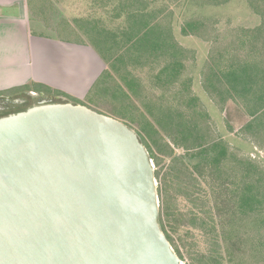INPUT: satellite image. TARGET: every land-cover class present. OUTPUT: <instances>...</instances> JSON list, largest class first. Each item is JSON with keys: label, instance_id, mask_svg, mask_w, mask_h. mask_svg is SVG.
<instances>
[{"label": "water", "instance_id": "obj_1", "mask_svg": "<svg viewBox=\"0 0 264 264\" xmlns=\"http://www.w3.org/2000/svg\"><path fill=\"white\" fill-rule=\"evenodd\" d=\"M137 134L80 104L0 118V264H182Z\"/></svg>", "mask_w": 264, "mask_h": 264}, {"label": "trees", "instance_id": "obj_2", "mask_svg": "<svg viewBox=\"0 0 264 264\" xmlns=\"http://www.w3.org/2000/svg\"><path fill=\"white\" fill-rule=\"evenodd\" d=\"M210 1L222 6L227 2ZM120 9L127 10L126 21H121L124 27L120 35L99 32L95 26L91 30L92 43L88 46L106 69L88 94L90 102L96 97H109L118 103L131 101L127 93H134L132 87L137 80L130 73L134 66L168 59L157 74V79L165 78L167 84L174 82L181 67L173 30L168 31L155 20L149 10V0H121ZM200 13L204 15L203 11ZM204 25L203 19L188 21L181 33L188 35L200 31ZM120 69H124L125 88L111 85L113 74ZM203 84L205 91L218 96L222 103L230 101L243 109L247 121L242 134L263 147L264 49L259 55L220 56L213 60ZM54 94L76 102L61 93ZM177 118L170 113L155 118L153 124L145 119L138 133L156 168L159 224L173 250L183 261L191 247L185 244L182 233L209 230L214 232L211 237L214 248L201 255L204 264H245L250 240L258 241L251 255L254 258L264 256V170L230 153L226 142L208 141L198 125ZM156 129L170 131L174 146L187 153L177 155L168 144L155 143ZM179 200L189 202L190 210L179 209Z\"/></svg>", "mask_w": 264, "mask_h": 264}, {"label": "rangeland", "instance_id": "obj_3", "mask_svg": "<svg viewBox=\"0 0 264 264\" xmlns=\"http://www.w3.org/2000/svg\"><path fill=\"white\" fill-rule=\"evenodd\" d=\"M26 1L30 34L51 42L64 41L89 48L91 46L88 45L92 43L90 37L93 26L97 27L99 32L103 30V33L120 35L124 27L121 21H126L127 10L120 9L121 0ZM149 2V10L155 20L168 31L170 28L173 30L181 65L176 79L172 84H167L165 78L157 79L159 70L168 60L162 58L157 62L152 61L147 65L140 67L137 65L132 67V70L128 69L137 80L136 85L132 87L134 93L131 94L129 91L127 93L131 101L118 103L112 102L109 97H96L91 99V102L84 100L82 105L122 122L137 134L140 141L138 133L144 126L145 119L153 124L155 118L165 117L171 113L174 117L178 116L177 119L181 121H190L198 125L208 141L226 142L230 153L240 159L250 160L264 170V144L263 147H259L242 134V127L247 121L243 109L230 101L222 103L218 96L205 91L203 84L213 60L220 56L234 58L259 55L264 49V0H227L223 6L210 0H149ZM201 11L204 15H201ZM202 19L205 25L200 31L182 35L181 29L186 22ZM85 52L89 57L82 56L83 60L76 59L74 65L78 71L83 64L87 70L85 76L83 73V78L94 75L100 69L96 57ZM102 66L106 69L103 62ZM123 78L124 69H120L113 74L114 81L111 85L125 88ZM17 92L26 91L14 93ZM37 96L38 94H33L28 104L21 110L34 105ZM52 98L55 103L70 102L63 96ZM155 143L159 146L168 144L177 155L187 153L186 150L174 146L168 130L162 132L156 129ZM161 162L164 165L162 160ZM152 163L154 165L153 160ZM178 207L182 211H188L191 204L179 200ZM216 230L219 232V229ZM213 233L209 230L182 233L185 244L191 247L184 255L182 264H204L201 255L214 248L211 239ZM257 242L250 240L248 243L244 256L245 264H264V256L254 258L251 255Z\"/></svg>", "mask_w": 264, "mask_h": 264}, {"label": "crops", "instance_id": "obj_4", "mask_svg": "<svg viewBox=\"0 0 264 264\" xmlns=\"http://www.w3.org/2000/svg\"><path fill=\"white\" fill-rule=\"evenodd\" d=\"M26 2L0 0V93L27 87L30 94L61 93L82 105L105 69L100 58L91 47L32 36ZM85 51L100 63L99 71L87 78L83 64L78 71L74 66L76 59L89 57Z\"/></svg>", "mask_w": 264, "mask_h": 264}, {"label": "flooded vegetation", "instance_id": "obj_5", "mask_svg": "<svg viewBox=\"0 0 264 264\" xmlns=\"http://www.w3.org/2000/svg\"><path fill=\"white\" fill-rule=\"evenodd\" d=\"M14 92L16 91H13V92L7 91V92L0 93V118L11 115V114H15L18 112L25 111L28 108L27 107L26 109L21 110L22 107L28 104V100L33 97V94H30L29 91L22 92V93L20 92L14 93ZM24 96H26L27 98H24ZM36 100L37 101L35 102L34 105H39L47 101L54 102V99L47 94H38ZM34 105H31L30 107Z\"/></svg>", "mask_w": 264, "mask_h": 264}]
</instances>
